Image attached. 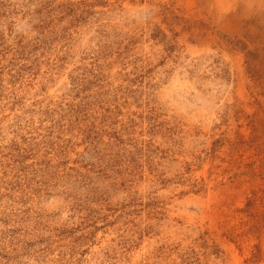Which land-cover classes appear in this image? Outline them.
Returning <instances> with one entry per match:
<instances>
[{"label": "rangeland", "instance_id": "obj_1", "mask_svg": "<svg viewBox=\"0 0 264 264\" xmlns=\"http://www.w3.org/2000/svg\"><path fill=\"white\" fill-rule=\"evenodd\" d=\"M0 264H264V0H0Z\"/></svg>", "mask_w": 264, "mask_h": 264}]
</instances>
